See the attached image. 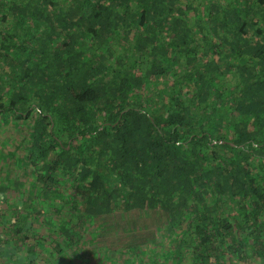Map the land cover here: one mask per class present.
Wrapping results in <instances>:
<instances>
[{
	"label": "trees",
	"instance_id": "obj_1",
	"mask_svg": "<svg viewBox=\"0 0 264 264\" xmlns=\"http://www.w3.org/2000/svg\"><path fill=\"white\" fill-rule=\"evenodd\" d=\"M0 135L14 264H264V0H0Z\"/></svg>",
	"mask_w": 264,
	"mask_h": 264
},
{
	"label": "rangeland",
	"instance_id": "obj_2",
	"mask_svg": "<svg viewBox=\"0 0 264 264\" xmlns=\"http://www.w3.org/2000/svg\"><path fill=\"white\" fill-rule=\"evenodd\" d=\"M7 103V102H5ZM2 135H0V144H1V138ZM1 147V145H0ZM3 153V149H0V154ZM0 179V191L2 192L3 190H11V192L14 193V197L16 195V190H13V189H17V188H14L13 187V184L11 181H4ZM0 196H7V194H0ZM12 201V200H11ZM5 213V211H4ZM3 216V215H2ZM5 232V231H4ZM0 236L3 238L4 235L1 234L0 232ZM15 247V246H14ZM13 246H7L6 243H2L0 245V261L3 262L5 264V261L8 260V263L9 262H12L13 264L14 263H17L18 261V257L15 256V252L17 251ZM20 258V257H19ZM19 263V262H18Z\"/></svg>",
	"mask_w": 264,
	"mask_h": 264
}]
</instances>
